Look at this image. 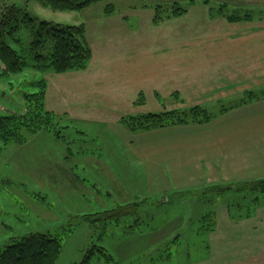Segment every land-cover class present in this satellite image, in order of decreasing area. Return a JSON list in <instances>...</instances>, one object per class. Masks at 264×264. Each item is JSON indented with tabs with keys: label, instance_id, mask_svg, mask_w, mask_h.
<instances>
[{
	"label": "rangeland",
	"instance_id": "374dc122",
	"mask_svg": "<svg viewBox=\"0 0 264 264\" xmlns=\"http://www.w3.org/2000/svg\"><path fill=\"white\" fill-rule=\"evenodd\" d=\"M224 1L108 0L77 12L53 11L35 0H16V4L27 9L38 24L48 21L71 26L105 16V6L113 3L116 12L111 16L136 20L142 34L156 32L159 36L184 30L191 36L203 32L197 30L198 18L219 15V8L210 13L204 4L220 2L226 15L232 12L227 5L238 2ZM177 4L187 10L185 15L160 25L151 22L156 6ZM246 11L256 18L264 17V5L251 4ZM18 35L22 47L28 49L34 41L30 31L23 28ZM27 70L16 76H5L0 70V115L21 117L22 125L7 145L0 141L1 249L27 236L52 235L63 245L56 264H80L90 249L95 253L90 264H264V192L255 201L257 195L241 182L151 196L140 174L144 169L124 149L119 135L102 125L52 113L46 98L50 75L56 73ZM31 82H39V86L32 87ZM262 91L251 88L241 98L221 104L183 103L180 109L168 105L162 112L199 107L212 118L243 101L249 92ZM34 94L43 98L48 124H36L33 108L28 105ZM209 96L204 103L213 101V95ZM117 154L126 163L122 165ZM220 190L225 192L218 193ZM136 204L139 206L127 215L111 213L120 216L118 221L107 219L108 212ZM241 225L246 233H239ZM100 248L111 256L109 262Z\"/></svg>",
	"mask_w": 264,
	"mask_h": 264
},
{
	"label": "crops",
	"instance_id": "0c3cea01",
	"mask_svg": "<svg viewBox=\"0 0 264 264\" xmlns=\"http://www.w3.org/2000/svg\"><path fill=\"white\" fill-rule=\"evenodd\" d=\"M235 1L226 15L250 16V21L230 22L221 14L198 18L197 30L203 32L191 36L184 30L142 34L141 25L127 17L88 19L90 64L85 71L50 75L48 108L114 130L144 169L140 174L151 196L264 180V99L238 102L203 125L143 134L120 125L123 116L158 113L168 105L180 109L183 103L221 104L251 88L264 89V17L246 11L264 3ZM204 5L210 13L222 7L220 2ZM209 94L213 101L204 103ZM141 95L145 101L138 105ZM259 193L252 194L260 199ZM240 227L239 233H246Z\"/></svg>",
	"mask_w": 264,
	"mask_h": 264
},
{
	"label": "trees",
	"instance_id": "16d2710c",
	"mask_svg": "<svg viewBox=\"0 0 264 264\" xmlns=\"http://www.w3.org/2000/svg\"><path fill=\"white\" fill-rule=\"evenodd\" d=\"M35 1L39 2L44 8L53 11L77 12L108 0ZM224 9V7H221L219 14L223 15ZM115 12L116 7L113 3L107 4L104 8L105 16H111ZM154 12L153 23L154 25H160L167 20L182 17L187 13V10L177 4L172 7L166 5L156 6ZM224 16L230 22L251 20L250 16ZM23 28H27L34 38L28 49L22 47L23 42L18 35ZM15 45L18 46L19 50L15 48ZM91 59L92 48L87 40L84 24L64 26L48 21H42L38 24V20L32 18L27 9H21L17 6L16 0H0V70L3 75L16 76L24 74L26 69L50 71L56 74L85 71ZM29 85L38 87L39 82H31ZM144 98V95H141L136 104L143 105ZM263 98L264 89L259 94L249 92L247 97L239 104H247ZM29 102L28 105L33 108L32 113L37 121L36 124H48L50 118L49 114L43 111V98L34 94L30 96ZM227 110L229 109L223 111ZM211 119L205 110L194 107L183 112L127 115L121 118L120 125L133 134H139L174 126L203 125ZM20 120L21 117L17 118V116L9 114L0 115V141L4 145H7L12 137L19 134L18 131L22 128ZM1 149L0 147V152ZM243 187L251 190L252 193L264 192V180L245 182ZM224 192V190H220L218 193ZM254 200L258 201V198ZM138 206L137 204L126 205L116 211L108 212L107 219L118 221L120 216L111 213L120 212V215L124 216L128 214L130 209ZM62 248L61 239L52 235L27 236L15 240L12 245L4 250L0 248V264H56ZM94 254V250L90 249L85 256V260L80 264H90ZM103 255L106 258V263L111 260V256L106 254V250Z\"/></svg>",
	"mask_w": 264,
	"mask_h": 264
}]
</instances>
